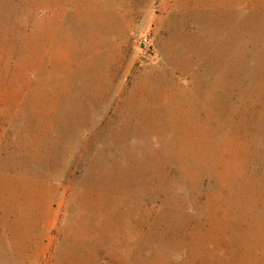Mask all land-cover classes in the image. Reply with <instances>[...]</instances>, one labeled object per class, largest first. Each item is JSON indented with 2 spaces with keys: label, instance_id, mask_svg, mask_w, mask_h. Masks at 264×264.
Wrapping results in <instances>:
<instances>
[{
  "label": "rangeland",
  "instance_id": "374dc122",
  "mask_svg": "<svg viewBox=\"0 0 264 264\" xmlns=\"http://www.w3.org/2000/svg\"><path fill=\"white\" fill-rule=\"evenodd\" d=\"M51 203L83 264H264V0H0V256Z\"/></svg>",
  "mask_w": 264,
  "mask_h": 264
},
{
  "label": "crops",
  "instance_id": "0c3cea01",
  "mask_svg": "<svg viewBox=\"0 0 264 264\" xmlns=\"http://www.w3.org/2000/svg\"><path fill=\"white\" fill-rule=\"evenodd\" d=\"M53 204L46 216L48 227L35 230L32 237L10 241L12 258L0 256V264H83L85 257L96 262L106 258L105 223L95 222L86 230L80 224L74 232L63 230L57 225L63 217L54 214Z\"/></svg>",
  "mask_w": 264,
  "mask_h": 264
}]
</instances>
